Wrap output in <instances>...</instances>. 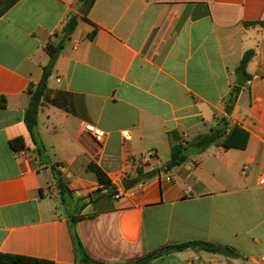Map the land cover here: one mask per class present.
Returning a JSON list of instances; mask_svg holds the SVG:
<instances>
[{
	"label": "crops",
	"instance_id": "crops-1",
	"mask_svg": "<svg viewBox=\"0 0 264 264\" xmlns=\"http://www.w3.org/2000/svg\"><path fill=\"white\" fill-rule=\"evenodd\" d=\"M74 15L36 145L25 123L28 86L41 80L48 44ZM249 51L248 79L228 117L249 134L246 147L212 146L126 190L139 168L170 161L171 132L190 142L227 116ZM0 96V254L77 264L75 231L107 264L190 242L238 255L187 248L150 264H264V0H96L86 16L79 0H0ZM86 124L107 133L104 143ZM18 138L25 148L16 151ZM90 164L124 196L115 199Z\"/></svg>",
	"mask_w": 264,
	"mask_h": 264
},
{
	"label": "trees",
	"instance_id": "trees-1",
	"mask_svg": "<svg viewBox=\"0 0 264 264\" xmlns=\"http://www.w3.org/2000/svg\"><path fill=\"white\" fill-rule=\"evenodd\" d=\"M96 0H79L80 11L86 16ZM78 16L74 15L70 18L67 24L64 26L61 36L58 42H50L47 46V52L50 56V61L47 66L43 68V74L41 80L37 83H31L28 86L27 93L30 97L29 106L25 114V123L33 137L36 145H41L38 140V123H39V110L42 106V102L46 96L48 90L49 79L53 75L56 63L60 56L61 51L65 47V44L71 39L72 34L75 32L78 26ZM93 37V34L90 35ZM254 57V52L249 51L245 53L242 58L241 64L238 68V73H244L246 79L247 65ZM241 87L234 86L226 103L227 116L222 117L216 126L212 127L208 133L201 134L190 142H185L180 134L176 131L169 134L171 144V158L160 170L145 172L143 168L137 170V177L126 180L125 189L128 190L137 184L151 179L156 176L160 171L168 172L174 167H177L185 163L191 155L201 154L212 146H223L225 148H236L244 149L247 144L249 134L239 126H231L228 117L231 115L234 107L238 101V97L241 91ZM7 100L4 96H0V110L6 109ZM11 147L16 150H22L25 148V144L22 138L11 141ZM54 179L57 182L58 188L61 194L68 191L67 186L62 179V172L57 169V166H52ZM89 172L96 174L98 181L103 184L111 194H115V189L111 187V180L104 173V171L95 164H90L88 167ZM90 201L93 202V196H89ZM76 222V219L73 220ZM72 238L74 241L75 252H76V263L77 264H107L100 262L92 258L83 246L80 237L74 231L72 232ZM187 248H200L201 250L226 257L235 258L237 257V251L230 246L207 243V242H190L178 246H168L151 252L150 254L133 260L131 262L123 263H112V264H150L153 260L168 254L171 251H183ZM0 264H54L49 260L37 259L27 256H19L12 254H0Z\"/></svg>",
	"mask_w": 264,
	"mask_h": 264
},
{
	"label": "built area",
	"instance_id": "built-area-1",
	"mask_svg": "<svg viewBox=\"0 0 264 264\" xmlns=\"http://www.w3.org/2000/svg\"><path fill=\"white\" fill-rule=\"evenodd\" d=\"M85 132L90 135L93 139H95L97 142L99 143H104L106 137H107V133L105 131H103L102 129L91 125V124H86L85 128H84ZM125 139H129L131 137V133L130 132H125L123 134ZM154 155L153 152H150L148 154V157H152ZM247 169V168H246ZM261 185H264V178L260 181ZM125 194V190L122 188H116L115 189V194H114V198L115 199H120L122 196H124ZM261 263H264V257L261 258ZM213 264H217V263H213Z\"/></svg>",
	"mask_w": 264,
	"mask_h": 264
},
{
	"label": "water",
	"instance_id": "water-1",
	"mask_svg": "<svg viewBox=\"0 0 264 264\" xmlns=\"http://www.w3.org/2000/svg\"><path fill=\"white\" fill-rule=\"evenodd\" d=\"M245 83H246V76L244 73H240L237 85L239 87H243L245 85ZM100 194H101L100 192L94 193L93 198L96 199Z\"/></svg>",
	"mask_w": 264,
	"mask_h": 264
}]
</instances>
